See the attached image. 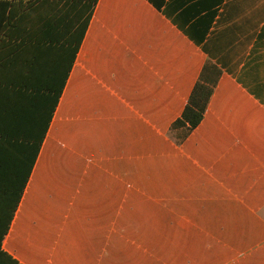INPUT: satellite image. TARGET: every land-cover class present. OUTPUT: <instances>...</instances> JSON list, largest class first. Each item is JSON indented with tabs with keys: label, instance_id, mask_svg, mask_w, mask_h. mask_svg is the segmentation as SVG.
<instances>
[{
	"label": "crops",
	"instance_id": "crops-1",
	"mask_svg": "<svg viewBox=\"0 0 264 264\" xmlns=\"http://www.w3.org/2000/svg\"><path fill=\"white\" fill-rule=\"evenodd\" d=\"M42 14L35 36L25 21L0 37V126L32 142L47 124L2 248L22 264H264V0H97L78 50L76 11L50 38ZM207 59L221 75L177 143Z\"/></svg>",
	"mask_w": 264,
	"mask_h": 264
},
{
	"label": "trees",
	"instance_id": "trees-1",
	"mask_svg": "<svg viewBox=\"0 0 264 264\" xmlns=\"http://www.w3.org/2000/svg\"><path fill=\"white\" fill-rule=\"evenodd\" d=\"M96 1L0 0V37L24 36L20 32V26L25 21L30 28L26 35L35 36L36 8H41L43 12L40 33L48 38L54 37L61 22L60 14L73 10L76 11L73 17L78 18L73 24L76 50H78ZM18 6L22 9L21 12L17 11ZM80 12L86 13L82 21L78 15ZM220 75L219 66L207 59L180 116L170 126V134L177 143L182 142L202 120ZM46 129L47 124L44 125L42 133L38 134V139L29 142L16 126L5 128L0 126V264H22L2 248V240L9 229Z\"/></svg>",
	"mask_w": 264,
	"mask_h": 264
}]
</instances>
